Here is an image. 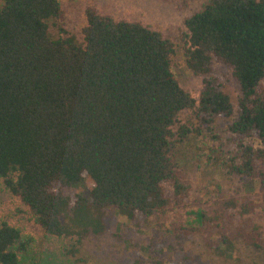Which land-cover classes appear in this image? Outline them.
<instances>
[{"label": "trees", "instance_id": "1", "mask_svg": "<svg viewBox=\"0 0 264 264\" xmlns=\"http://www.w3.org/2000/svg\"><path fill=\"white\" fill-rule=\"evenodd\" d=\"M85 16L78 41L49 33L47 20L63 17L61 0L0 4L5 187L48 235H104L106 209L112 208L129 225L166 218L181 255L195 264L201 257L183 251L195 235L232 263L240 258L238 241L263 252V225L253 216L264 207V0H204L184 19L182 56L203 76L198 98L171 69V39L93 7ZM230 81L238 86L235 100L223 89ZM184 110L211 131L218 117L230 119L233 149L228 158L218 156L223 162L217 169L241 183L233 195H220L219 184L213 203L193 194L174 155L179 141L199 132L186 123L174 128ZM85 178L93 186L86 194L74 191ZM30 244L19 228L0 223V264H20ZM165 246L141 250L154 258L149 264H166Z\"/></svg>", "mask_w": 264, "mask_h": 264}, {"label": "rangeland", "instance_id": "2", "mask_svg": "<svg viewBox=\"0 0 264 264\" xmlns=\"http://www.w3.org/2000/svg\"><path fill=\"white\" fill-rule=\"evenodd\" d=\"M203 1L61 0L63 17L50 18L47 24L49 33L53 37L72 35L78 41H82V28L86 24L85 9L87 7H93L115 19L140 21L158 30L162 36L171 39L174 43L171 69L181 87L193 97L198 98L202 89L203 76L194 74L188 69L182 56V48L187 41L184 19L198 10ZM1 2L2 0L0 4ZM214 67L219 68L220 65L216 63ZM223 89L233 100L236 99L238 86L233 81L227 83ZM229 122L230 119L226 117H218L211 131L205 125H199L191 110H184L179 114L174 125V128L182 123L198 127L199 132L195 131L177 143L174 155L192 183L193 194L197 197L201 196L210 203L214 202L215 194L219 192L216 184L222 187L220 195L224 193L233 195L235 189L241 184L235 179L226 178L225 168L217 169L223 162L218 156L224 154L228 158L229 154L226 151L233 149L232 135L227 131ZM211 133H214L216 137H212ZM211 147L215 152H211ZM209 153L214 154V159L207 160ZM92 186L91 179L85 178L83 184L76 185L72 189L86 194ZM262 206L256 209L253 220L261 223L264 229V207ZM118 216L120 215L116 214L112 208L106 209V232L98 237L90 235L80 239L76 235H48L35 223L22 200L5 187L0 177V223L6 221L19 228L23 235L31 239L29 252L21 255L20 264H66L68 260H73L74 264H149L154 258L143 253L141 245L158 249L166 245L162 253L166 264H195V259L186 261L181 255L178 242L166 231V218L140 220L138 224L129 225L121 216ZM116 235L119 236L116 237ZM124 240H128L129 243H125ZM167 245L173 248L169 249ZM183 251L188 257H201L199 264H237L236 261L241 264H264V251L256 254L253 249L245 247L240 241L237 243L236 250L237 257L240 258L233 260V263L216 257L204 246L199 235L186 241Z\"/></svg>", "mask_w": 264, "mask_h": 264}]
</instances>
